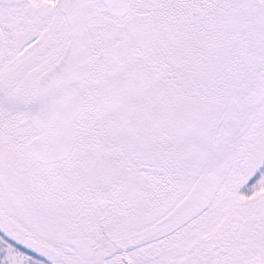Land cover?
Segmentation results:
<instances>
[{
    "label": "snow or ice",
    "instance_id": "snow-or-ice-1",
    "mask_svg": "<svg viewBox=\"0 0 264 264\" xmlns=\"http://www.w3.org/2000/svg\"><path fill=\"white\" fill-rule=\"evenodd\" d=\"M0 264H264V0H0Z\"/></svg>",
    "mask_w": 264,
    "mask_h": 264
}]
</instances>
